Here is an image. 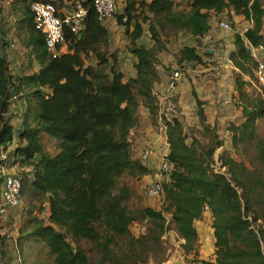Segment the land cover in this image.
<instances>
[{"label": "trees", "instance_id": "16d2710c", "mask_svg": "<svg viewBox=\"0 0 264 264\" xmlns=\"http://www.w3.org/2000/svg\"><path fill=\"white\" fill-rule=\"evenodd\" d=\"M68 1L12 0L14 36L27 67L14 74L0 52V151L6 152V158L0 157V187L5 179L2 167L19 163L25 203L19 233L23 264H144L164 250L162 237L171 225L184 239L188 254L197 248L196 221L207 208L213 216L216 258L195 263L264 264V235L253 225L264 218V142L258 131L264 103L245 91L257 68L247 41L264 43V0H191L186 11H178L175 0H126L117 16L137 58L136 76L129 78L117 69L118 50H111L110 32L91 3H86L82 30L64 28L71 51L58 57L49 53L31 6L54 2L60 10ZM227 10L253 21L244 35L234 34L230 60L238 69L236 90L246 105L243 121L231 122L228 131L235 149L255 145L263 170L250 169L226 153L219 158L227 171L215 170L214 156L225 142L217 126L209 123L206 103L192 84L196 115L211 142L202 144L197 137L189 141L182 119L168 121V158L173 164L163 183L168 206L132 207L136 193L123 178L152 173L135 157L131 135L141 107L157 125L154 86L160 80L158 55L165 47L160 30H186L200 40L211 29L210 13ZM146 24L153 47L139 43ZM177 61L180 67L202 63L203 56L196 46L187 45ZM15 97L25 110L19 129L8 115ZM15 138L19 144L9 151ZM135 222L146 224L140 235L131 230ZM85 242L92 246L87 249Z\"/></svg>", "mask_w": 264, "mask_h": 264}, {"label": "rangeland", "instance_id": "374dc122", "mask_svg": "<svg viewBox=\"0 0 264 264\" xmlns=\"http://www.w3.org/2000/svg\"><path fill=\"white\" fill-rule=\"evenodd\" d=\"M186 6V5H185ZM9 7V8H8ZM178 11H186L179 9ZM114 18L117 19V23H119L118 16L116 15ZM0 22L2 26H0V39L5 42L8 48H10L11 55H13L11 61V68L14 74H19L21 71L27 67V57L24 54L23 49L21 48L19 42L14 36V18L10 11V5L6 4L4 1L3 4L0 5ZM149 24L145 25L146 34L143 36L141 42L145 45L147 43H152L154 40L150 36ZM125 27V26H124ZM126 29V28H125ZM125 29L121 32V39L128 40V37L125 34ZM179 31H171V30H160L161 39L165 45L164 50H162L161 58H160V68L162 71L168 69H176L179 66L177 61V50L184 44H192L194 39L193 36L188 32ZM3 38V39H2ZM129 41V40H128ZM124 47V46H123ZM113 50V47L111 48ZM225 53L227 54L228 49L225 48ZM227 62V61H226ZM23 68V69H22ZM182 68V67H181ZM188 67L183 69V78L179 84L178 93L175 96L176 106L178 108V112L175 117H179L182 119L186 135L188 136V140L191 141L193 137H197L202 144H209L211 139L208 135L203 132L202 126L200 125V121L196 115V104L195 100L191 93L192 88V78H191V70L194 69L193 66L190 67L189 71H187ZM245 78H248L245 76ZM250 79V78H248ZM245 91L250 95L249 98H261L264 103V85L257 81L256 75L255 79L251 80V85H246ZM235 99V100H234ZM14 101H18L17 99ZM231 103L234 105H242L243 107L246 105V99L240 98L239 94L232 95ZM13 104V103H12ZM15 106V105H14ZM19 109V108H18ZM10 112V111H9ZM10 115V121L16 126H20V113L18 110H11L8 114ZM242 113H232L229 115V111L227 112V120L221 124H216L218 128V133L220 137L224 140V146L219 148L214 156V164L213 167L216 171L225 172L227 171L225 167H221L220 155L222 153H226L234 157L237 161L244 162L250 169H259L263 170L262 165L259 161L256 160V147L254 144H248L243 146L242 148L235 149L233 147L232 135L228 131V126L231 122L241 123L243 121ZM259 134L264 142V116L259 120ZM143 132V134H142ZM156 132V125L152 122V120L145 114V110L142 108L138 111V124L133 129L131 139L133 141V149L136 158H140L142 150L145 149L148 145H152L151 135ZM144 137L142 140L140 139ZM155 148V147H154ZM1 157V151H0ZM152 160V159H151ZM144 162V161H143ZM149 166L153 169L150 175H145L140 178H133L130 176H125L123 178L124 182L130 184L136 193V198L133 200L130 205L132 207H136L139 204L149 205L156 209H165L168 206V201L163 195L160 198H149L145 196L144 188L145 186L153 181L160 180V182H166L167 180L160 175L158 162L156 165L151 163L150 161H145ZM15 173H21L23 168L19 165L14 166ZM22 169V170H21ZM264 171V170H263ZM25 205L22 200L21 208ZM166 216L168 219L171 218V214L166 212ZM0 219H2L0 217ZM201 221H196L197 229H201L202 233L204 232L205 243L203 244L201 241V235H199L197 241L196 250L191 253L186 254L182 247V243H184V239L180 238L177 233L174 225H171V229H169L162 237L164 250L160 252H156L153 254L150 262H155L158 264L167 263L168 261L173 260L170 264H198L195 263V259H206V260H215V242L213 243L214 236V228L212 226L213 216L210 209H206L203 217L200 219ZM169 221V220H168ZM258 230L261 231L262 235H264V218H261L259 221L254 222L253 224ZM131 230L135 235H140L142 232L146 230L145 223L135 222L131 225ZM213 230V232H212ZM199 233V231H198ZM84 246L89 249L92 244L85 242ZM264 247V246H263ZM148 263V264H149Z\"/></svg>", "mask_w": 264, "mask_h": 264}, {"label": "crops", "instance_id": "0c3cea01", "mask_svg": "<svg viewBox=\"0 0 264 264\" xmlns=\"http://www.w3.org/2000/svg\"><path fill=\"white\" fill-rule=\"evenodd\" d=\"M175 1L179 5L178 6L179 9L184 10V8H186V10H188V4L191 0H175ZM125 7H126V0H118L117 14H122ZM69 8L70 5L65 4L62 12H66L67 10H69ZM223 21L229 22L232 28L230 30H226L222 28L220 26V23ZM251 21L252 20H247L243 15L234 14L232 10H227L222 13H215L212 11L210 13V20H209L211 29L207 33L208 35L211 36V40L208 43V45L206 46L204 45V42H206L207 34L201 37L200 40H198L195 36L191 34L194 39L193 43L184 44L179 49L180 51L183 47L187 45L196 46L199 54L203 56L202 63H194V62L191 63L190 67L191 66L194 67V69L191 70V78H192V83L198 93V96L206 103L205 112L206 115L208 116V121L211 125L221 124L225 122L227 120L228 111H229V115L236 112L237 114L243 112L242 105L237 106L231 103L232 95L235 96L238 94L235 85V73L238 69L230 60V53L234 49V34L238 31H241L243 27L251 25ZM104 25L108 28L110 32L111 48L113 47V51L118 50L117 69L124 72L128 78L135 77L136 69L134 65L137 61V58L128 48L129 41L126 39H121L120 37L122 30H124L126 27H124V25H119L117 23L116 18L109 19L108 21H106V23H104ZM0 26H2L1 22H0ZM185 31L186 30H183L182 32ZM145 34H146V30L144 29L143 36ZM142 38L139 41L140 44L142 43L141 42ZM154 44L155 42L152 43L149 42L146 45L145 44L144 45L146 47H153ZM225 48L228 49L227 54L225 53L226 52ZM179 51L177 50V53ZM0 52L4 56H6L11 63L13 55H11L10 48L7 47L5 42L0 41ZM205 52L209 53V55H206ZM161 54L162 51L158 55L159 59L161 58L160 57ZM190 67H188L187 71H189ZM158 69L160 74V80L155 83L154 92L157 96L160 97V95L163 94L164 92L165 83L167 79L163 74L165 70L162 71L160 65L158 66ZM13 108L14 110L17 109L18 112L20 113V117H19L20 126L16 127L11 121L10 122L15 126V128L19 129L21 127L23 121V114L25 111L23 103L20 100L14 101L13 104H11L9 111L11 112ZM143 109L145 110L146 117L148 116L150 118L149 112L145 108ZM142 134L140 137L141 140L144 138L142 137ZM151 140L153 143L152 145H154L155 147L154 148L155 153L147 161L150 162L152 161L151 163H153L154 165H156V163L158 162L157 164L159 166L162 155L161 152L159 151V148L163 144V139H159V137L155 132L151 135ZM18 144L19 141L18 139L15 138L13 143L9 146V151L14 149ZM1 154H2L1 157L6 158V152L2 151ZM144 163L147 166H149V164H147L145 161ZM18 165L19 163H17L15 166ZM14 168H15L14 166L9 167V171H13ZM20 212H21V207L13 208L8 212L6 216L1 217L2 219H0V264H23V254L21 248L19 247L20 246L19 233H20L21 219H22V215ZM198 231H199V235L202 236L201 241L204 244L205 243L204 232L202 233L201 229H198ZM16 239H17V243L15 242ZM214 242H215V238L213 237V243ZM27 250H29V248H27ZM149 261L144 264H148ZM172 261L173 260L163 264H170V262Z\"/></svg>", "mask_w": 264, "mask_h": 264}, {"label": "built area", "instance_id": "2783aa9c", "mask_svg": "<svg viewBox=\"0 0 264 264\" xmlns=\"http://www.w3.org/2000/svg\"><path fill=\"white\" fill-rule=\"evenodd\" d=\"M6 1L10 5L12 0H0V5ZM86 3H91L98 15L101 23H106L109 19L114 18L118 13V0H70L66 4L70 5L69 10L62 12L58 9L54 2H34L31 6L34 14L35 24L37 29L45 34L46 44L49 53L53 57H58L66 51H70L69 44L65 41L64 28L71 27L72 31L78 33L85 26V18L87 16ZM65 6V5H64ZM9 8V7H8ZM63 13L64 16L59 15ZM124 21L127 17L123 18ZM251 25L243 27L241 34L244 35ZM220 26L226 30H230L231 24L229 22H221ZM211 40L210 35H206V42L208 45ZM247 47L250 51L251 57L254 59L256 68V77L262 85H264V43L253 45L247 41ZM192 62L184 63L181 67L176 69H166L163 74L166 77L165 89L163 94L157 96L159 111L157 114L156 134L159 139H163V144L159 148L161 152V159L159 164L160 175L166 180L169 179L170 173L173 169V164L169 161V143L167 136V122L176 116L178 108L174 102V97L177 94L179 84L183 78V69L190 67ZM16 99V97L14 98ZM155 153L153 146H147L141 153V160L147 161ZM2 155V154H1ZM3 158V157H1ZM14 171V170H13ZM9 171V167L3 166L1 175L5 177L3 184L0 187V217H4L8 212L17 208L22 204V178L19 173ZM146 197L160 198L163 196L164 187L163 182L156 180L148 183L144 188ZM18 239V238H17ZM17 239L15 242L17 243ZM149 264H158L150 262Z\"/></svg>", "mask_w": 264, "mask_h": 264}, {"label": "water", "instance_id": "95a60500", "mask_svg": "<svg viewBox=\"0 0 264 264\" xmlns=\"http://www.w3.org/2000/svg\"><path fill=\"white\" fill-rule=\"evenodd\" d=\"M209 52H211V51H209Z\"/></svg>", "mask_w": 264, "mask_h": 264}]
</instances>
